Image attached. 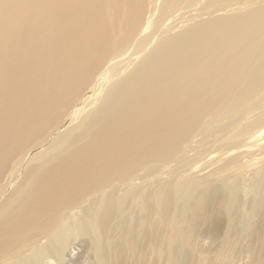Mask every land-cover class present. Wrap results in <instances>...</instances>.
<instances>
[{
  "label": "bare ground",
  "instance_id": "1",
  "mask_svg": "<svg viewBox=\"0 0 264 264\" xmlns=\"http://www.w3.org/2000/svg\"><path fill=\"white\" fill-rule=\"evenodd\" d=\"M0 264H264V0H0Z\"/></svg>",
  "mask_w": 264,
  "mask_h": 264
}]
</instances>
